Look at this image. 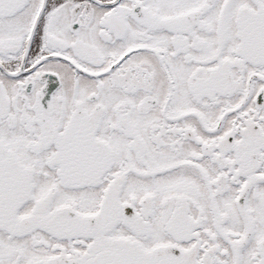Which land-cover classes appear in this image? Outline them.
<instances>
[{
  "label": "snow or ice",
  "instance_id": "6c2138e0",
  "mask_svg": "<svg viewBox=\"0 0 264 264\" xmlns=\"http://www.w3.org/2000/svg\"><path fill=\"white\" fill-rule=\"evenodd\" d=\"M0 264H264V0H0Z\"/></svg>",
  "mask_w": 264,
  "mask_h": 264
}]
</instances>
